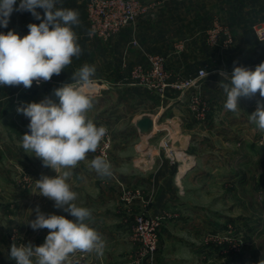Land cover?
Segmentation results:
<instances>
[{"label":"rangeland","instance_id":"374dc122","mask_svg":"<svg viewBox=\"0 0 264 264\" xmlns=\"http://www.w3.org/2000/svg\"><path fill=\"white\" fill-rule=\"evenodd\" d=\"M137 1L141 10L135 21L112 35H130L127 46L135 53V61H128L127 47L118 59L106 51L103 66L95 53L89 52L73 57L66 68L73 73L89 64L95 66L96 72L104 70L109 75L115 71L120 76L118 80L108 79L109 83L94 80L90 87L82 88L93 99L88 117L97 126H105L107 135L97 151L89 153L87 160L73 170L68 182L78 194L75 203L92 210L88 223L102 235L106 247L102 257L76 253L73 259L79 264H149L134 231L135 218L144 213L159 221L153 264H261L264 262V133L251 121H245L244 115L254 112L257 100L264 98L259 93L251 99L241 98L238 112L226 110L223 106L226 96L218 81L209 82L210 69L205 68L207 75L198 78L196 86L182 90L168 85L160 90L156 79L151 77L149 56L163 58L167 83L179 85L194 78L198 69L176 67L178 51L183 47L182 40L176 36L172 50L166 53L150 48L149 44L141 45L138 34L146 38L149 24L157 30L169 29L167 20L179 18L182 9L194 3L211 1L220 9V4L231 0ZM19 3L17 0L16 7ZM219 16L215 18L225 24ZM211 25L205 30L206 43V32ZM172 27L169 30L177 35L173 33L177 26ZM133 69L139 70L134 77ZM62 86L54 77L50 84L37 88L25 89L20 85L16 91L14 86H0V92L9 93L0 103V264H16L10 258L14 243L17 246L44 243L49 230H33L28 224L36 218L33 210L37 205L45 214L75 219L63 209L55 208L54 201L38 194L36 180L45 175L54 178L57 173L22 148V136L30 132V119L17 111L46 97L58 104L55 89ZM194 96L197 103L192 102ZM171 110L184 118L183 127L189 135L188 155L196 166L190 178L176 184L173 180L176 159L184 155L170 149L171 136L181 125L171 121ZM141 120L146 122L145 133L139 126ZM257 147L262 150L256 151ZM150 149L156 150V155ZM128 151L134 153L130 156ZM165 153L171 161L167 164ZM97 156L110 162L111 177L101 178L89 167ZM161 160L165 164L163 170L159 168L163 165ZM165 173L171 176L163 178ZM80 175L85 179L80 180ZM98 212L104 217H96Z\"/></svg>","mask_w":264,"mask_h":264},{"label":"clouds","instance_id":"9594fccd","mask_svg":"<svg viewBox=\"0 0 264 264\" xmlns=\"http://www.w3.org/2000/svg\"><path fill=\"white\" fill-rule=\"evenodd\" d=\"M59 0H0V26L7 27L14 11H28L39 24L27 25L29 32L21 37L15 31L0 33V86H20L30 89L35 82H48L60 75L73 57L82 54L78 35L74 30L81 20L77 10L58 7ZM44 10V16L36 11ZM94 35L89 30L88 36ZM96 74L94 65L84 64L72 73V83L55 89L59 103L46 97L39 103L32 102L17 109L30 119L29 133L22 136V148L40 158L45 167L57 175L42 176L36 180L38 194L54 201V207L63 209L75 219L63 215L45 214L39 205L33 210L34 220L28 224L33 230L48 229L45 241L40 246L15 243L11 246L10 258L16 264H79L73 257L76 253L104 255L106 242L102 235L88 223L92 210L78 206V194L68 182L73 170L94 153L107 135L105 126H97L88 117L93 108V99L82 88L90 87ZM207 75V73H206ZM219 86L226 96L224 108L233 113L241 108V98H253L257 92L264 98V62L250 70L235 66L231 74L221 71ZM250 121L264 133V100H257L256 110L249 115ZM89 167L101 178L111 177V164L97 156ZM80 180L85 177L80 175ZM264 264V262H261Z\"/></svg>","mask_w":264,"mask_h":264},{"label":"crops","instance_id":"0c3cea01","mask_svg":"<svg viewBox=\"0 0 264 264\" xmlns=\"http://www.w3.org/2000/svg\"><path fill=\"white\" fill-rule=\"evenodd\" d=\"M85 3L86 0H59L57 6L74 9L79 12L81 23L79 27H76L74 30L79 37L78 43L82 48V54L80 56L86 55L89 52H94L96 59H100L103 66L106 51H111L112 55L118 59L122 49L129 46H127V44H129L130 35L122 33L112 36L107 41L97 37H89ZM219 6L220 9L217 7V3H211V1H209L208 3H194L191 7L182 9L183 12L179 15V18L173 19V21L167 20V25H169L168 28L170 30L174 29L172 26H177L176 30L173 31V33H177V35L172 34V31L164 27H159V30L151 28L152 24H149V28L147 29L148 36L146 38L138 33L141 45L145 47L146 44H149L150 48L154 50L166 51V53H169L172 50L173 37L176 36V38L182 40L183 44L182 49L178 51V62L176 67L179 68L182 66V69L184 67H186L185 69H210L209 75L207 76L209 82L218 81V83H220V80L223 81V78L220 76L221 71L231 74L235 66H244L254 71L256 66L264 62V40H259L254 33V28L264 23V1L231 0ZM36 11L40 13L41 17L44 16L43 9L37 8ZM217 15H220V19L228 26L232 36L231 44L224 50H221L218 46H210L205 42V30L210 26L213 18L217 17ZM40 22L41 20H37L31 12L26 11V13L23 14L19 11H14L9 19L8 26L6 28L0 26V33L6 34L9 30H12L23 37L29 32L27 27L28 24H39ZM165 31L167 32L165 33ZM128 48V61H135V53L131 47ZM71 76L72 72H68L67 69H65L60 75H54L53 77L56 83L65 85L72 83ZM119 77L118 72L111 71L109 75H106L104 70H100L96 72V77L93 78V80H97L101 83H109L108 79L114 81L115 78V80H118ZM104 85L105 84H102L100 86ZM15 87L17 91L18 86H14V89ZM8 96V91H5V94L0 92V103ZM249 115V112L244 115L245 121H250ZM170 119L171 121L175 120L178 124H181L177 126L175 134L171 136L172 145L170 149L176 154H181V156L184 155V158L176 159V172L173 174L174 177L172 176L174 184H176L178 181L181 183L190 178L196 166L192 161L193 159L188 155V149L190 148V145H188L189 135L187 130L183 127V116L171 110ZM134 150L136 151V149ZM260 150H262V148L257 147L256 151ZM131 152L134 153V151H128L130 156ZM150 153L156 155L157 151L150 149ZM164 158H166L165 164L171 162L166 153ZM163 162L164 160H161V165ZM165 164L159 168L163 170ZM170 176V174L165 173L163 178H169ZM96 217H104V214L102 215L98 212L96 213ZM95 262L98 263L99 260H95ZM101 262L103 261L100 260V263Z\"/></svg>","mask_w":264,"mask_h":264},{"label":"built area","instance_id":"2783aa9c","mask_svg":"<svg viewBox=\"0 0 264 264\" xmlns=\"http://www.w3.org/2000/svg\"><path fill=\"white\" fill-rule=\"evenodd\" d=\"M140 10L141 6L137 0H86L85 3V14L89 30H93V36L102 40L109 39L122 27L133 23ZM254 33L259 40H264V23L254 28ZM206 34L207 44L210 46H219L222 50L229 47L232 42V36L228 26L220 23L216 18L213 19L212 25ZM149 62L151 65V77L156 79V86L160 90H163L168 85L176 86L182 90L196 86V80L204 77L207 73L204 68H199L194 78H188L181 84L175 85L165 81L166 75L162 69V57L151 55L149 56ZM137 71L139 70L133 69L131 71L133 77L137 75H134ZM50 83L51 80L48 82L41 81L39 85L34 82L32 87L37 88ZM21 87L24 88L23 85ZM192 102L197 103L196 96H194ZM196 109L200 111L197 105ZM158 227L159 221L152 216L143 213L135 218L134 231L142 244V254L146 256L149 264H153L154 255L157 251Z\"/></svg>","mask_w":264,"mask_h":264},{"label":"water","instance_id":"95a60500","mask_svg":"<svg viewBox=\"0 0 264 264\" xmlns=\"http://www.w3.org/2000/svg\"><path fill=\"white\" fill-rule=\"evenodd\" d=\"M145 125H146V122L144 120H141L140 123H139V126L142 128L141 129L142 133H145L147 131L145 129L146 128Z\"/></svg>","mask_w":264,"mask_h":264}]
</instances>
